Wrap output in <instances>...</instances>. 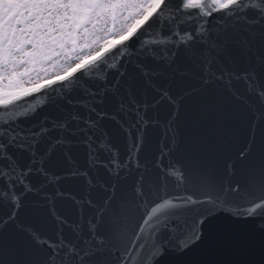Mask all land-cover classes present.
Wrapping results in <instances>:
<instances>
[{"label": "snow or ice", "instance_id": "1", "mask_svg": "<svg viewBox=\"0 0 264 264\" xmlns=\"http://www.w3.org/2000/svg\"><path fill=\"white\" fill-rule=\"evenodd\" d=\"M0 264H264V0H0Z\"/></svg>", "mask_w": 264, "mask_h": 264}, {"label": "water", "instance_id": "2", "mask_svg": "<svg viewBox=\"0 0 264 264\" xmlns=\"http://www.w3.org/2000/svg\"><path fill=\"white\" fill-rule=\"evenodd\" d=\"M54 111L51 105H48L47 107L42 108L35 117L32 118V120H38L43 115L51 114ZM30 121H22V123H29Z\"/></svg>", "mask_w": 264, "mask_h": 264}]
</instances>
